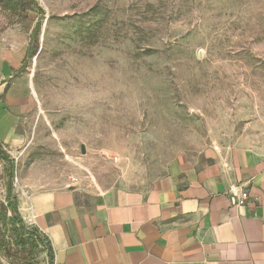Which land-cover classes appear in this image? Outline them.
Listing matches in <instances>:
<instances>
[{
    "label": "rangeland",
    "instance_id": "rangeland-1",
    "mask_svg": "<svg viewBox=\"0 0 264 264\" xmlns=\"http://www.w3.org/2000/svg\"><path fill=\"white\" fill-rule=\"evenodd\" d=\"M35 1L0 5V67L35 53L14 70L36 94L19 182L142 189L179 154L264 150V0Z\"/></svg>",
    "mask_w": 264,
    "mask_h": 264
},
{
    "label": "crops",
    "instance_id": "crops-1",
    "mask_svg": "<svg viewBox=\"0 0 264 264\" xmlns=\"http://www.w3.org/2000/svg\"><path fill=\"white\" fill-rule=\"evenodd\" d=\"M25 50L0 67V148L11 162L37 128L32 82L14 72ZM6 168L0 159V211ZM17 180L19 216L48 239L52 264H264V150L179 154L142 189L36 190Z\"/></svg>",
    "mask_w": 264,
    "mask_h": 264
},
{
    "label": "trees",
    "instance_id": "trees-1",
    "mask_svg": "<svg viewBox=\"0 0 264 264\" xmlns=\"http://www.w3.org/2000/svg\"><path fill=\"white\" fill-rule=\"evenodd\" d=\"M29 1L40 17H42L44 15L43 9L35 0ZM9 2L10 0H0V5L6 6ZM91 11L94 14L101 13V10L96 6ZM40 23V21L35 23L31 36L36 37L38 35ZM34 54V52L29 53L26 48L25 61L33 57ZM0 159L7 164V168L5 169L6 203L0 211V253L6 254L8 258L15 260L17 264H52L48 240L46 239L47 243H45L37 229L26 225L19 216L16 197L13 193L14 165L1 148ZM46 251L48 252V258L45 255Z\"/></svg>",
    "mask_w": 264,
    "mask_h": 264
},
{
    "label": "built area",
    "instance_id": "built-area-1",
    "mask_svg": "<svg viewBox=\"0 0 264 264\" xmlns=\"http://www.w3.org/2000/svg\"><path fill=\"white\" fill-rule=\"evenodd\" d=\"M11 156V155H10ZM12 160H13V165H14V172H13V182L15 181V183H17V179H16V165H17V158L12 156ZM14 183V184H15ZM16 185V184H15ZM247 197V195L245 193H242L240 196V200H245V198ZM48 240V239H47ZM49 242V241H48ZM53 264H55V261L53 260Z\"/></svg>",
    "mask_w": 264,
    "mask_h": 264
},
{
    "label": "water",
    "instance_id": "water-1",
    "mask_svg": "<svg viewBox=\"0 0 264 264\" xmlns=\"http://www.w3.org/2000/svg\"><path fill=\"white\" fill-rule=\"evenodd\" d=\"M80 149H81V154H84L85 153L84 145H81ZM73 188H74V186L70 187V190ZM45 255H46V258H48V252L47 251H46Z\"/></svg>",
    "mask_w": 264,
    "mask_h": 264
}]
</instances>
